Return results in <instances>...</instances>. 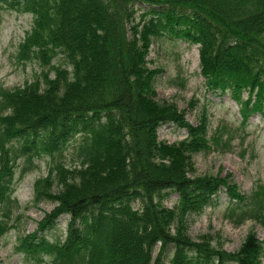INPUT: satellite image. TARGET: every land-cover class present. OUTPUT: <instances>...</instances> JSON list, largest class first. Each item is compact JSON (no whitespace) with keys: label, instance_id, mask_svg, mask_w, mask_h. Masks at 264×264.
Instances as JSON below:
<instances>
[{"label":"trees","instance_id":"obj_1","mask_svg":"<svg viewBox=\"0 0 264 264\" xmlns=\"http://www.w3.org/2000/svg\"><path fill=\"white\" fill-rule=\"evenodd\" d=\"M1 5L33 16L18 60L38 62L54 76L44 72L42 79L1 91L0 236L8 229L18 157L54 156L79 138V164L59 165L36 181L34 199L56 207L18 252L38 262L47 254L52 264H262L264 244L256 234L236 252L188 234L189 216L215 204L224 188L231 216L239 211L241 220L264 225V192L247 195L225 178L193 175L194 155L211 148L206 114L193 125L176 104L157 99L160 70L150 68L148 55L154 39L165 35L198 45L206 89L231 95L244 122L254 114L264 119V0ZM138 5L149 9L140 13ZM60 54L67 66L52 64ZM165 124L186 129L187 136L159 140ZM54 177L60 189L52 193L47 185ZM174 193L178 201L169 208L164 200ZM62 216H68L65 238L48 240L45 233Z\"/></svg>","mask_w":264,"mask_h":264},{"label":"rangeland","instance_id":"obj_2","mask_svg":"<svg viewBox=\"0 0 264 264\" xmlns=\"http://www.w3.org/2000/svg\"><path fill=\"white\" fill-rule=\"evenodd\" d=\"M137 8L141 13L149 6L138 5ZM32 25L30 13L0 6V101L1 91L42 79L43 73L49 71L38 62H23L17 58L19 45ZM148 61L151 69L160 70L155 80L158 100L176 104L179 110L186 112L187 120L193 125H198L206 114L211 148L194 155L193 175L225 178L247 195L256 190L264 192V119L261 115H251L244 122L240 105L231 95L213 94L206 89L196 44L165 35L154 39ZM52 64L67 66L62 54ZM49 72L54 76V71ZM158 136L161 141L176 143L187 136V130L165 124L158 129ZM79 143V138L71 139L68 147L54 156H34L31 160L26 156L18 157L11 185L14 200L10 217L6 219L8 229L0 236V264H52V258L47 254H43L38 262L26 251L18 252L16 248L38 230L39 222L56 207L52 201L34 199L36 181L49 176L59 165L70 168L78 165L76 147ZM47 186L52 193L60 189L56 177ZM225 190L219 193L215 204L200 214L189 216L188 234L196 241L205 238L213 246L228 252H236L250 233L256 234L264 244V225L253 218L241 220L239 211L231 216L230 198ZM177 201L178 194L174 193L164 200V205L173 208ZM67 219L68 216H62L56 227L45 233L46 238L63 240ZM157 254L158 249L154 258ZM173 254L171 248L168 255L172 257Z\"/></svg>","mask_w":264,"mask_h":264}]
</instances>
